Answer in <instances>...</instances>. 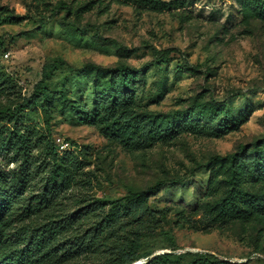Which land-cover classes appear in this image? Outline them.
Segmentation results:
<instances>
[{
  "label": "rangeland",
  "instance_id": "obj_1",
  "mask_svg": "<svg viewBox=\"0 0 264 264\" xmlns=\"http://www.w3.org/2000/svg\"><path fill=\"white\" fill-rule=\"evenodd\" d=\"M39 1L0 0V69L15 84L10 96L0 97V108L29 97L43 68L56 59L77 68L149 66L138 98L140 106L155 113L186 109L195 99L227 102L241 123L224 137L185 133L174 142L139 151H126L98 127L63 115L60 105L50 127L61 150L88 149L91 194L98 198L117 199L159 180H182L151 197L154 210L171 211L167 229L178 244L172 249L155 240L154 255L190 251L212 254L228 264H264V219L226 224L208 220L201 210L192 225L181 228L174 214L196 212L226 192V175L210 180V172L199 166L264 136V21L253 17L240 0H184L191 16L184 23L175 11L154 10L136 0H45L52 8L59 1H94L95 9L81 18L62 12L40 23L47 13ZM6 12L28 18L17 23ZM64 17L63 22L73 25L62 26ZM155 51L168 54L157 59ZM47 77L51 90L93 102L92 85L67 68L54 67Z\"/></svg>",
  "mask_w": 264,
  "mask_h": 264
},
{
  "label": "trees",
  "instance_id": "obj_2",
  "mask_svg": "<svg viewBox=\"0 0 264 264\" xmlns=\"http://www.w3.org/2000/svg\"><path fill=\"white\" fill-rule=\"evenodd\" d=\"M240 2L253 17L264 21V0ZM136 3L175 11L182 23L191 19L184 0ZM40 4L47 13L40 23L62 12L66 17L81 18L95 9L94 1H59L55 8L45 0ZM8 18L20 23L28 17L9 13ZM64 19L62 26L73 25ZM155 52L157 59L168 54ZM54 67L67 68L88 80L93 102H78L66 90H51L47 76ZM148 70L149 66L135 68L122 63L77 68L56 59L43 68L29 97L0 108V264H228L200 252L154 255L155 240L172 249L178 244L173 231L167 229L171 211L154 210L151 197L167 184H181V179L159 180L117 199L98 198L91 194L88 149L61 150L52 138L50 121L56 105L61 106L63 115L98 127L108 141L126 151L168 144L185 133L222 138L240 126L241 118L223 101L195 99L188 108L167 114L140 106L139 87ZM14 87L13 79L0 69V97L10 96ZM201 167L210 172V180L226 175L227 190L196 212H175L179 227L192 225L201 210L208 220L226 224L264 219V136L226 156H212Z\"/></svg>",
  "mask_w": 264,
  "mask_h": 264
},
{
  "label": "water",
  "instance_id": "obj_3",
  "mask_svg": "<svg viewBox=\"0 0 264 264\" xmlns=\"http://www.w3.org/2000/svg\"><path fill=\"white\" fill-rule=\"evenodd\" d=\"M144 262H140V263H138V264H143Z\"/></svg>",
  "mask_w": 264,
  "mask_h": 264
},
{
  "label": "bare ground",
  "instance_id": "obj_4",
  "mask_svg": "<svg viewBox=\"0 0 264 264\" xmlns=\"http://www.w3.org/2000/svg\"><path fill=\"white\" fill-rule=\"evenodd\" d=\"M140 263V262H139ZM138 264V263H137Z\"/></svg>",
  "mask_w": 264,
  "mask_h": 264
}]
</instances>
